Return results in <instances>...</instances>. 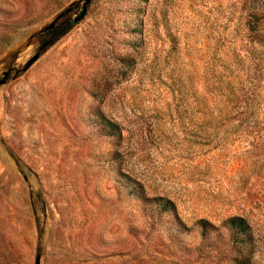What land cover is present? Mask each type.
Masks as SVG:
<instances>
[{
    "label": "rangeland",
    "instance_id": "374dc122",
    "mask_svg": "<svg viewBox=\"0 0 264 264\" xmlns=\"http://www.w3.org/2000/svg\"><path fill=\"white\" fill-rule=\"evenodd\" d=\"M82 1L0 0V264H264V0Z\"/></svg>",
    "mask_w": 264,
    "mask_h": 264
},
{
    "label": "water",
    "instance_id": "95a60500",
    "mask_svg": "<svg viewBox=\"0 0 264 264\" xmlns=\"http://www.w3.org/2000/svg\"><path fill=\"white\" fill-rule=\"evenodd\" d=\"M91 0H83L82 1V5H81V8H80V12L77 14V16L72 19V23L73 24H76L78 23L85 15V12H86V7L88 6V4L90 3ZM53 27V22H51L45 29L44 31H49L51 30ZM36 56L32 57L31 59H29L27 61V63L24 65V67L22 68V71H25L35 60H36ZM6 73L3 74V78L6 77ZM3 83V79L0 81V84ZM34 264H38V256L35 257V260H34Z\"/></svg>",
    "mask_w": 264,
    "mask_h": 264
},
{
    "label": "trees",
    "instance_id": "16d2710c",
    "mask_svg": "<svg viewBox=\"0 0 264 264\" xmlns=\"http://www.w3.org/2000/svg\"><path fill=\"white\" fill-rule=\"evenodd\" d=\"M233 222H235V223H236V222L239 223V222H241V220H239V219L236 220V219H235Z\"/></svg>",
    "mask_w": 264,
    "mask_h": 264
}]
</instances>
